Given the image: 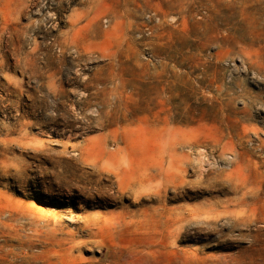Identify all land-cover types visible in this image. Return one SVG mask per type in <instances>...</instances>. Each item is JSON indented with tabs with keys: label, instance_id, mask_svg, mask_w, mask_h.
Instances as JSON below:
<instances>
[{
	"label": "rangeland",
	"instance_id": "obj_1",
	"mask_svg": "<svg viewBox=\"0 0 264 264\" xmlns=\"http://www.w3.org/2000/svg\"><path fill=\"white\" fill-rule=\"evenodd\" d=\"M0 264H264V0H0Z\"/></svg>",
	"mask_w": 264,
	"mask_h": 264
},
{
	"label": "bare ground",
	"instance_id": "obj_2",
	"mask_svg": "<svg viewBox=\"0 0 264 264\" xmlns=\"http://www.w3.org/2000/svg\"><path fill=\"white\" fill-rule=\"evenodd\" d=\"M184 1V0H183ZM182 3V2H181ZM184 6V5H183ZM170 7V6H169ZM183 8V7H182ZM171 12V11H170ZM172 13V12H171ZM165 18V17H164ZM4 84V83H3ZM10 93V92H9ZM90 110H92V109H90ZM92 112V111H91ZM95 113V112H94ZM97 113V112H96ZM98 115V114H97ZM252 142V141H251ZM92 223L91 222H89V223H87V225H91Z\"/></svg>",
	"mask_w": 264,
	"mask_h": 264
}]
</instances>
